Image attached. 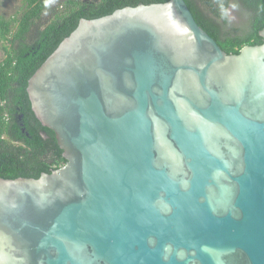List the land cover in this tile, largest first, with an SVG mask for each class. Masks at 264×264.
Here are the masks:
<instances>
[{"label": "water", "instance_id": "water-1", "mask_svg": "<svg viewBox=\"0 0 264 264\" xmlns=\"http://www.w3.org/2000/svg\"><path fill=\"white\" fill-rule=\"evenodd\" d=\"M28 94L67 164L0 179V264H264V43L228 55L185 0L127 7Z\"/></svg>", "mask_w": 264, "mask_h": 264}, {"label": "trees", "instance_id": "trees-1", "mask_svg": "<svg viewBox=\"0 0 264 264\" xmlns=\"http://www.w3.org/2000/svg\"><path fill=\"white\" fill-rule=\"evenodd\" d=\"M197 23L228 55L264 43V0H185ZM170 0H0V179H39L67 164L55 133L42 125L30 79L79 26L118 10ZM8 4V5H7ZM10 7L11 13L4 14ZM230 10L239 16L233 23ZM235 24V25H234Z\"/></svg>", "mask_w": 264, "mask_h": 264}, {"label": "rangeland", "instance_id": "rangeland-1", "mask_svg": "<svg viewBox=\"0 0 264 264\" xmlns=\"http://www.w3.org/2000/svg\"><path fill=\"white\" fill-rule=\"evenodd\" d=\"M3 1H8V0H3ZM7 5H8V4H7ZM11 10H12V9H11L10 7H7V8L4 10L3 13L6 14V15H7V14L9 15V14L11 13ZM235 14H236V13H235L233 10H230V16H231V18H232V21H233V23L236 24V23H238L239 20L236 19ZM235 24H234V25H235ZM2 57H3V56H2V51H1V49H0V61L2 60Z\"/></svg>", "mask_w": 264, "mask_h": 264}, {"label": "flooded vegetation", "instance_id": "flooded-vegetation-1", "mask_svg": "<svg viewBox=\"0 0 264 264\" xmlns=\"http://www.w3.org/2000/svg\"><path fill=\"white\" fill-rule=\"evenodd\" d=\"M235 13H236V12H235ZM235 17H236L237 20L239 19V18H238L239 16H238L237 14H235Z\"/></svg>", "mask_w": 264, "mask_h": 264}]
</instances>
